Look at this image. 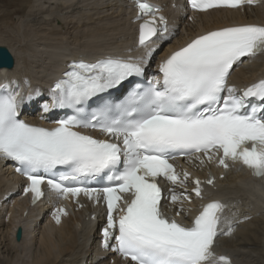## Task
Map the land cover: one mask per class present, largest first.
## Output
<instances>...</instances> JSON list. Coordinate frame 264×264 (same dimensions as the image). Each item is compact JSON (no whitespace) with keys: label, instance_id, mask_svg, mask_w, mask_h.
<instances>
[{"label":"snow or ice","instance_id":"6c2138e0","mask_svg":"<svg viewBox=\"0 0 264 264\" xmlns=\"http://www.w3.org/2000/svg\"><path fill=\"white\" fill-rule=\"evenodd\" d=\"M132 3L143 55L68 63L50 88L51 102L40 107L43 113L65 109L71 115L65 112L50 128L29 124L18 118L25 95L4 89L0 159L15 162L34 204L44 196L45 184L61 200L83 194L103 203L101 246L117 252L123 264H231L215 251L217 240L233 231L226 205L208 199L198 214L188 207L193 194L206 201L205 186L215 189L216 179L192 178L172 161L185 157L224 172L240 165L264 178V79L242 91L229 83L244 58L264 56V25L238 24L197 35L162 59L145 86L135 78L145 76L155 46L173 32L159 7L147 0ZM187 3L194 13H206L264 0ZM40 95L30 92L27 101ZM99 179L107 183L87 186ZM64 215L65 208L57 207L53 218L59 224Z\"/></svg>","mask_w":264,"mask_h":264},{"label":"bare ground","instance_id":"6f19581e","mask_svg":"<svg viewBox=\"0 0 264 264\" xmlns=\"http://www.w3.org/2000/svg\"><path fill=\"white\" fill-rule=\"evenodd\" d=\"M162 5L173 32L171 38L146 63L150 77L158 64L191 38L209 30L233 24L264 25V3L239 10H215L205 14L188 12L185 0H154ZM124 0H0V47L14 58L12 69H0V89L25 95L21 112L31 120L45 119L40 103L51 102L47 90L53 77L61 76L70 60L100 56L138 59L143 51L133 42L134 15ZM231 84L243 86L264 77V56L246 59L235 67ZM39 90L37 101L27 94ZM41 108V111L35 110ZM184 164L192 178L216 179L206 201L194 197L189 205L198 214L202 203L217 199L226 205L232 220L231 235L221 236L215 249L234 257V264H264V178L252 180L248 173L232 167L229 171L199 161ZM223 174L224 179H220ZM193 187L189 182L188 190ZM183 191V189H178ZM49 200V205L19 212L27 207L22 179L14 175L10 161L0 159V264H123L119 254L101 246V228L106 216L99 204L86 196ZM53 202V203H52ZM65 208L57 224L53 213ZM171 215V213H169ZM179 219V218H178ZM21 239L16 240L17 229Z\"/></svg>","mask_w":264,"mask_h":264},{"label":"water","instance_id":"95a60500","mask_svg":"<svg viewBox=\"0 0 264 264\" xmlns=\"http://www.w3.org/2000/svg\"><path fill=\"white\" fill-rule=\"evenodd\" d=\"M14 66V58L8 49L0 47V69H12ZM21 229L19 228L16 234V240L20 241L21 239Z\"/></svg>","mask_w":264,"mask_h":264},{"label":"rangeland","instance_id":"374dc122","mask_svg":"<svg viewBox=\"0 0 264 264\" xmlns=\"http://www.w3.org/2000/svg\"><path fill=\"white\" fill-rule=\"evenodd\" d=\"M35 111H36V112H39V111H41V108H38V109H36Z\"/></svg>","mask_w":264,"mask_h":264}]
</instances>
